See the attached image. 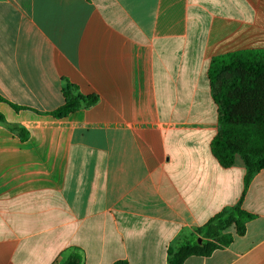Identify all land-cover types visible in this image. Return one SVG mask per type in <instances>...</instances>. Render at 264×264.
<instances>
[{
  "label": "crops",
  "instance_id": "1",
  "mask_svg": "<svg viewBox=\"0 0 264 264\" xmlns=\"http://www.w3.org/2000/svg\"><path fill=\"white\" fill-rule=\"evenodd\" d=\"M252 49L264 0H0V113L29 133L0 124V264H168L243 194V160L211 151L208 72ZM67 82L97 103L46 114ZM242 208L243 236L184 264H264V170Z\"/></svg>",
  "mask_w": 264,
  "mask_h": 264
},
{
  "label": "trees",
  "instance_id": "2",
  "mask_svg": "<svg viewBox=\"0 0 264 264\" xmlns=\"http://www.w3.org/2000/svg\"><path fill=\"white\" fill-rule=\"evenodd\" d=\"M209 80L213 100L218 107V132L211 142V151L219 163L229 168L239 156L246 173L244 191L239 202L224 208L202 227L196 228L197 237L177 248L168 249V264H184L190 256H211L216 250L228 247L235 236H243L246 224L254 214L242 208L244 195L251 181L264 170V49H252L216 56L211 60ZM1 100H4L0 97ZM97 95H83L67 82L65 102L46 114L65 118L72 112L97 103ZM15 110L23 107L12 104ZM0 124L27 140L28 131L19 125L9 124L0 113ZM234 228L235 235L230 232ZM201 238L202 242L198 243ZM81 264V256L71 255L69 261ZM66 264V263H65ZM113 264H129L117 260Z\"/></svg>",
  "mask_w": 264,
  "mask_h": 264
},
{
  "label": "water",
  "instance_id": "3",
  "mask_svg": "<svg viewBox=\"0 0 264 264\" xmlns=\"http://www.w3.org/2000/svg\"><path fill=\"white\" fill-rule=\"evenodd\" d=\"M201 242H202V239L199 238L198 243H201ZM67 264H75V262L71 260V261H68Z\"/></svg>",
  "mask_w": 264,
  "mask_h": 264
}]
</instances>
